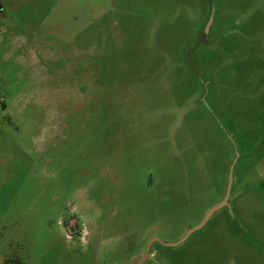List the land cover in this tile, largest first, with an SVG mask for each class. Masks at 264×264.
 Returning <instances> with one entry per match:
<instances>
[{"label":"rangeland","instance_id":"rangeland-1","mask_svg":"<svg viewBox=\"0 0 264 264\" xmlns=\"http://www.w3.org/2000/svg\"><path fill=\"white\" fill-rule=\"evenodd\" d=\"M264 264V0H0V264Z\"/></svg>","mask_w":264,"mask_h":264},{"label":"water","instance_id":"water-1","mask_svg":"<svg viewBox=\"0 0 264 264\" xmlns=\"http://www.w3.org/2000/svg\"><path fill=\"white\" fill-rule=\"evenodd\" d=\"M231 184H232V176H230L226 197L223 199V201L220 204L213 207L207 213L206 217L204 218V220L202 221V223L199 226L192 228L190 231L187 232V234L181 240H179L176 243H166V242H163L159 238H156V237L151 238L146 245L144 256L139 261H137L135 264H144L148 260V258L150 257V248L154 243H158L162 246L176 247V246H179L182 243H184L193 232L201 229L215 212H217L218 210L228 206V198H229V191L231 188Z\"/></svg>","mask_w":264,"mask_h":264},{"label":"trees","instance_id":"trees-1","mask_svg":"<svg viewBox=\"0 0 264 264\" xmlns=\"http://www.w3.org/2000/svg\"><path fill=\"white\" fill-rule=\"evenodd\" d=\"M160 245V244H159ZM18 264H21V263H18Z\"/></svg>","mask_w":264,"mask_h":264},{"label":"flooded vegetation","instance_id":"flooded-vegetation-1","mask_svg":"<svg viewBox=\"0 0 264 264\" xmlns=\"http://www.w3.org/2000/svg\"><path fill=\"white\" fill-rule=\"evenodd\" d=\"M158 244V243H157Z\"/></svg>","mask_w":264,"mask_h":264}]
</instances>
